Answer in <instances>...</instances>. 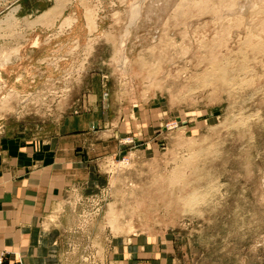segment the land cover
I'll use <instances>...</instances> for the list:
<instances>
[{"label":"rangeland","instance_id":"1","mask_svg":"<svg viewBox=\"0 0 264 264\" xmlns=\"http://www.w3.org/2000/svg\"><path fill=\"white\" fill-rule=\"evenodd\" d=\"M61 129L64 264H264V0H0V135Z\"/></svg>","mask_w":264,"mask_h":264},{"label":"crops","instance_id":"2","mask_svg":"<svg viewBox=\"0 0 264 264\" xmlns=\"http://www.w3.org/2000/svg\"><path fill=\"white\" fill-rule=\"evenodd\" d=\"M77 129L43 138L0 135V254L9 264H64L60 240L76 227L68 200L93 184L89 163L77 151L86 137ZM154 252L152 264H171Z\"/></svg>","mask_w":264,"mask_h":264},{"label":"built area","instance_id":"3","mask_svg":"<svg viewBox=\"0 0 264 264\" xmlns=\"http://www.w3.org/2000/svg\"><path fill=\"white\" fill-rule=\"evenodd\" d=\"M0 264H9L4 254H0Z\"/></svg>","mask_w":264,"mask_h":264},{"label":"bare ground","instance_id":"4","mask_svg":"<svg viewBox=\"0 0 264 264\" xmlns=\"http://www.w3.org/2000/svg\"><path fill=\"white\" fill-rule=\"evenodd\" d=\"M10 20V19H9ZM185 200V199H184Z\"/></svg>","mask_w":264,"mask_h":264}]
</instances>
